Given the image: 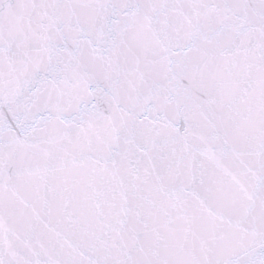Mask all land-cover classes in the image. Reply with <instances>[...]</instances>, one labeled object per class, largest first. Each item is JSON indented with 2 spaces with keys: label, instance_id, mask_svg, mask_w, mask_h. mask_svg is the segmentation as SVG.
<instances>
[{
  "label": "snow or ice",
  "instance_id": "6c2138e0",
  "mask_svg": "<svg viewBox=\"0 0 264 264\" xmlns=\"http://www.w3.org/2000/svg\"><path fill=\"white\" fill-rule=\"evenodd\" d=\"M0 264H264V0H0Z\"/></svg>",
  "mask_w": 264,
  "mask_h": 264
}]
</instances>
